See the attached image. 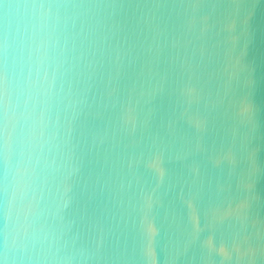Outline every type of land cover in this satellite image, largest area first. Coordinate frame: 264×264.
Segmentation results:
<instances>
[{
  "label": "water",
  "instance_id": "95a60500",
  "mask_svg": "<svg viewBox=\"0 0 264 264\" xmlns=\"http://www.w3.org/2000/svg\"><path fill=\"white\" fill-rule=\"evenodd\" d=\"M68 2L45 137L0 122V264H264V0Z\"/></svg>",
  "mask_w": 264,
  "mask_h": 264
},
{
  "label": "clouds",
  "instance_id": "9594fccd",
  "mask_svg": "<svg viewBox=\"0 0 264 264\" xmlns=\"http://www.w3.org/2000/svg\"><path fill=\"white\" fill-rule=\"evenodd\" d=\"M2 7L0 122L5 130L19 128L30 144L45 137L55 86L65 75L64 61L54 55L53 35L77 6L68 0H6ZM12 248L26 251L16 236Z\"/></svg>",
  "mask_w": 264,
  "mask_h": 264
}]
</instances>
